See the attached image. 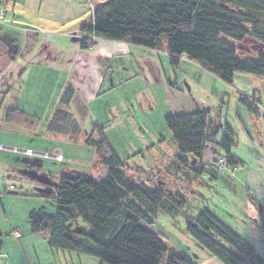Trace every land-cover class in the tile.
Instances as JSON below:
<instances>
[{"label":"crops","instance_id":"1","mask_svg":"<svg viewBox=\"0 0 264 264\" xmlns=\"http://www.w3.org/2000/svg\"><path fill=\"white\" fill-rule=\"evenodd\" d=\"M105 2L0 0L9 10L0 22V264H98L84 255L52 250L48 234L32 233L30 215H55L60 177L77 172L63 165L67 160L64 144L78 140L81 118L92 120L95 116V124L107 126L96 113L98 103L105 95L117 94L122 80L131 78V74L137 81L154 84L150 86L156 88V93L167 94L170 104H174L168 116L209 112L221 128L232 127L236 135L233 154L243 166L219 171L217 161L224 154L215 143L205 144L203 174L231 172L228 203L215 200L216 209L210 212L264 257L263 99L256 93L260 116H252L240 102L241 97L253 98L259 80L237 74L233 84L228 85L186 58L173 67L166 51L125 42L99 39L91 49L82 50L81 28L90 23L93 9ZM166 59L169 62L165 63ZM67 91L68 98L63 101ZM250 92L252 97H248ZM194 93L202 97L197 100ZM227 98L241 103L237 107V127L222 117ZM111 102L112 106L105 103L108 108L104 110L109 117L114 114L116 121L111 127L131 132L133 122L141 132L147 129L133 115L136 111L131 103L122 98ZM147 110L152 112L153 105ZM222 137L223 129L216 139ZM151 144H147L148 149H154ZM57 149L62 150V162L24 153H52ZM177 154L176 145L172 161L176 162ZM172 161L165 168L177 180L176 189L181 188L173 193L184 195L182 182L192 188L197 182H190L187 170L175 167ZM213 191L223 196L216 187ZM205 258L202 264H223L212 254Z\"/></svg>","mask_w":264,"mask_h":264},{"label":"trees","instance_id":"2","mask_svg":"<svg viewBox=\"0 0 264 264\" xmlns=\"http://www.w3.org/2000/svg\"><path fill=\"white\" fill-rule=\"evenodd\" d=\"M81 33L82 50L91 49L99 39L125 42L166 51L173 67L186 58L228 85L237 74L264 79V55L249 58L237 46L253 39L264 47V0H108L93 9L90 23L81 28ZM240 102L252 116L261 115L256 94L253 98L241 97ZM165 123L178 147L174 166L185 168L190 182H197L205 172L207 142L220 148L227 169L243 166L233 154L236 135L232 127L221 128L209 112L171 115ZM104 129L94 124L93 133L98 131L100 139L94 141L90 136L86 143L97 149L107 169L106 177L97 181L80 172L62 175L57 184L55 215L32 212V233L48 234L54 251L92 256L107 264H194L168 248L149 229L152 217L160 211L171 217L181 214L187 206L186 197L129 175ZM221 129L223 137L218 141ZM79 219L90 229L75 235L68 224ZM188 231L223 264H264V257L254 247L210 211L191 217Z\"/></svg>","mask_w":264,"mask_h":264},{"label":"rangeland","instance_id":"3","mask_svg":"<svg viewBox=\"0 0 264 264\" xmlns=\"http://www.w3.org/2000/svg\"><path fill=\"white\" fill-rule=\"evenodd\" d=\"M227 41L237 45V42L230 38H227ZM237 46L240 52H246L245 56L249 58H257L259 55H264V47L258 46L253 39H247L244 43ZM167 62L169 61L166 59L165 63ZM168 71L171 72V69H167L166 72L168 73ZM131 76V78H124L122 80L123 82L118 86L117 94L105 95L101 97L98 103L96 113H98V117L102 123H107L104 134L118 155L126 163V170L129 175L137 180H142L150 186L164 185L166 191L171 193L177 192L181 188L176 189L179 186L176 182L177 180L171 178L165 168V165L172 161L176 153L175 142L165 123V119L172 112L171 108L174 104H170L166 93L164 95L156 93V88L150 86L154 84L143 80L141 82L137 81L136 75L131 74ZM239 76H245V78L246 76L253 77V75L247 74H239ZM257 80H259V86L258 92H255V94L258 93L257 95L263 99L261 109L264 111V79L257 78ZM250 93L248 97H252L253 93ZM194 95L197 100L202 97L198 93H194ZM116 98L118 100L122 98L126 102L131 103L136 111L133 115L136 117L138 123H144L147 129L141 132L133 122H131V132L125 131L123 128L111 127L116 120H114V114L109 117L108 114L104 113L105 108H108V106L105 107V103L108 105L110 102L112 106L111 100L116 101ZM151 99H153L154 104L153 102L148 104V102L152 101ZM225 103L226 106L225 110L222 111V117L229 120L230 123H234V126L237 127V120L239 121V109L237 107L241 106V103L238 100L230 102L228 98ZM149 105H153L154 110L152 112L147 110ZM100 107L103 110H100ZM219 113L217 112L218 115H220ZM93 118L92 120L90 118H81L78 120L81 131L77 141H68L64 144L65 146L63 145L67 152V160L63 165L69 170L88 174L95 180L100 181L106 177L107 169L101 164L102 158L98 154L95 146L87 145L86 143L90 136H92V140L94 141L100 139L98 131L93 133V126L97 121L95 116ZM148 143H152L151 147H154V149H148ZM172 162L174 163L175 160ZM228 173L231 172L227 171V173L218 175L217 172H214L211 176L210 172H206L196 180L197 183L193 185V188L190 184L185 185L183 181V186L181 187L184 190L183 194L186 197L187 206L177 217H171L161 211L158 212L156 216L152 217L153 225L149 229L158 234L168 248L176 251L180 255L192 259L195 263L197 261V264L206 262L205 256H210L211 253L190 235L188 231L189 220L191 217L198 216L202 211H214L216 209L215 205L217 204L215 200H222L224 204L228 203L226 200L230 190V187H228L230 183L228 182ZM219 175H223V177L220 179L218 178L220 177ZM234 186L241 191L239 184L235 183ZM215 187L223 196H218L215 192L216 190L213 191ZM68 229L77 235L85 229H90V227L83 220L79 219L76 222L69 223ZM85 258L93 260L98 264H107L102 263L99 259L92 256Z\"/></svg>","mask_w":264,"mask_h":264},{"label":"built area","instance_id":"4","mask_svg":"<svg viewBox=\"0 0 264 264\" xmlns=\"http://www.w3.org/2000/svg\"><path fill=\"white\" fill-rule=\"evenodd\" d=\"M9 12L8 8L6 6H3L0 4V22L3 20V18L5 17V15ZM24 153L28 156H33V155H40L44 158H48V159H54L56 161L62 162L63 161V153L62 150L57 149L52 153H42V154H38L35 153L31 150H26L24 151ZM217 167L219 169V171H225L227 169V161L225 158H221L217 161ZM11 190L14 189V187H10Z\"/></svg>","mask_w":264,"mask_h":264}]
</instances>
